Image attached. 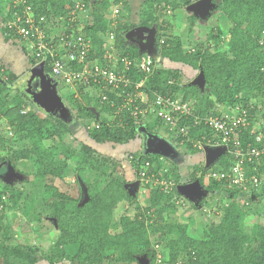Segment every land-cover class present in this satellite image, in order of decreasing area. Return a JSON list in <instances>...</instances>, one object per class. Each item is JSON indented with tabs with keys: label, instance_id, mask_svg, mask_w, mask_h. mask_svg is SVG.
Masks as SVG:
<instances>
[{
	"label": "trees",
	"instance_id": "obj_1",
	"mask_svg": "<svg viewBox=\"0 0 264 264\" xmlns=\"http://www.w3.org/2000/svg\"><path fill=\"white\" fill-rule=\"evenodd\" d=\"M118 1L121 0H85L86 6L89 7L90 19L84 33L91 39L93 46L88 53V59H97L102 67H110V63L104 57L103 38L100 34L108 35L111 31L114 32L115 47L120 50L119 56L136 59L143 50L136 39L129 45L126 43L127 34L137 26L120 17L122 7L127 11L132 8L128 0H122L121 9L118 7L117 23L111 25L112 18L108 12ZM190 2L192 1L144 0L146 9L141 11L140 24L144 29L155 24L157 53L174 65L171 68L154 66L143 86L149 101L147 104L154 100V93H158L180 97L182 100H193L196 112L201 115L219 114L215 104L224 109L240 105L248 109L251 119L248 129L240 134V140L244 145L247 142L256 145L254 135L250 133L251 126L259 123L258 130L264 135V0H212L215 6L205 19L190 12L185 29L187 34L197 31L192 48L184 46L181 36L162 33L169 28L162 20L166 10L168 11L167 7L173 9L174 16L177 11H182L184 4ZM8 3L0 2V11L5 9ZM26 3L32 6L36 13H46L48 16L52 13L57 16L69 14L73 6L72 0H26ZM17 9H20V6ZM216 12L222 13L231 23L228 39L219 29L208 30L206 22L214 20ZM5 19L2 17L0 28L3 41L16 45L18 43L5 34ZM19 48L27 54L24 46L20 45ZM27 58L37 64L36 66L41 65V74L52 75L49 58L36 59L30 54ZM180 64L200 72V79L194 78L191 83L181 84V68L175 66ZM69 66L78 70L82 68V64L78 63H69ZM118 66L121 67L122 63L119 62ZM14 70L6 68L3 63L0 65V115L7 120L9 130L15 133L17 138L24 137L29 143L21 149L13 147L6 156H0V160H8L11 164L18 160L32 162L33 179L29 181L32 196L29 191L25 193L22 189L3 183V189H0V203L4 205L5 201L2 200L1 194H7V200L15 206L20 200L26 201L21 207L25 216L40 220L44 215L54 220L59 235L53 242L51 253L45 256L49 264L59 260H68L71 264H143L144 260V264H154L155 244L160 245L165 264H264V221L255 222L249 227L245 225L251 205L264 201V155L256 166L245 163L247 175L257 174L263 178L260 188L252 190L249 197L224 180L217 181L212 178L203 183L209 170L229 169L233 159L227 152L219 151L215 165L202 168L199 177H196L197 173L191 176L190 183L198 184L201 190L212 195L210 198L222 197L223 202L217 207V212L213 213L217 214V219L202 224L199 233L191 234L190 221L182 222L177 215L180 207L175 204V199L179 197L178 185L182 179L179 174L173 175L171 170L165 173L166 177L170 174L176 183L171 192H164L158 186L145 185L149 188V201L146 205H140L137 202L138 172L144 161L148 160L152 166L155 165L152 170L157 173L161 167L159 156H151L148 152L133 155L131 161L134 175L129 179L126 171H118L119 161L100 155L87 143H82L80 149L74 152L70 145L64 143V136L68 132L66 123L60 120L50 122L39 117L34 110H24V107H30L28 98L31 97L25 90H21V87L30 83L32 87L35 85L38 90L42 89V79L26 81ZM127 72L132 81H139L144 75L134 65ZM56 81L65 86L59 80ZM14 87L16 92L7 99L6 91ZM93 87L98 93H105L108 100H102L100 95L91 93L83 84L76 85L75 88L79 90L77 93H71L77 116L86 117L88 120L95 119L93 122L99 125L90 126L88 131V136L93 142L121 145L137 139L140 130H143L142 126L146 125L148 132L156 124L161 126L153 115L141 118V121H145L137 124L130 114L132 103H124L126 97L120 93L121 89L115 92L107 87L99 89L102 87L99 84H94ZM132 87L130 84L127 90ZM92 108L109 117L96 118ZM203 130L206 128H192L190 137L198 139ZM151 140L149 137L148 141ZM0 141L10 143L5 137H0ZM12 141L14 144L15 140ZM47 141H51L50 146L44 143ZM183 143L187 144L189 149L200 152L194 149L190 142ZM59 147L63 154L70 157L56 158L54 150ZM4 149L7 150L6 147ZM71 154L76 157V164L72 168L74 176L84 185L86 191V199L81 204L48 181V178H65ZM90 173L93 174L92 177L89 176ZM38 184L42 189V192H38L43 194L47 208L35 204L40 193L36 194L34 190L37 187L32 189V185ZM246 200L248 204L245 203ZM121 202L128 205L135 203L136 207L132 214L125 212L120 215L114 224V209ZM194 206L191 205L193 210L197 208ZM181 207L186 209L187 203ZM203 207L205 206L200 207V210L206 216ZM46 209L50 210L48 214L45 213ZM189 216L191 220L194 218L192 214ZM113 226L116 228L112 229ZM10 237L7 226L1 224L2 264H37V247L14 239L13 241Z\"/></svg>",
	"mask_w": 264,
	"mask_h": 264
},
{
	"label": "rangeland",
	"instance_id": "obj_2",
	"mask_svg": "<svg viewBox=\"0 0 264 264\" xmlns=\"http://www.w3.org/2000/svg\"><path fill=\"white\" fill-rule=\"evenodd\" d=\"M5 1L8 0H0L1 3ZM128 1L130 3V7L132 8L127 11V9L122 7V13L120 17L126 19L128 23H134L137 26L134 27L133 31H131V35L127 34L128 37L126 36L125 38L127 45L132 43V41L136 37V34L140 36L142 35L139 38L140 44L143 47L145 46V49H143L141 53L149 52L150 54H152L154 56L156 67H173V64L169 63L167 60L162 59L157 53L158 48L155 45L157 42V37L155 35V24H152L151 27L147 29H144L145 27L140 24V21L142 19L141 11L146 9L144 0ZM177 1L181 2L182 0ZM191 1L192 2L188 4H184L182 6L183 8H181L182 11H177L174 16L172 14L173 9H171V7L169 6L167 7L169 12L166 10L165 14L162 17V20L167 23L166 25H168L169 28L165 31L163 30L162 33L179 35L181 36L184 46H189L192 48L194 47L193 45L195 44L197 38V31H194L191 34L186 33L185 27L187 25V16L190 12H193L201 16V18L205 19L210 14V11L215 6V4L212 3V0ZM193 1L195 3H193ZM121 4H123L122 0L113 4L109 11H112L113 7H119V9H121ZM4 13V9L0 11V28ZM206 23L208 30L213 28L219 29L221 30L222 35L228 39V31L231 27V23L222 13H214V20L207 21ZM135 30L137 31V33H135ZM205 31H207V29H205ZM11 42L12 41H10V43ZM19 46L20 43L14 45L9 44V41H3V35L0 32V65L1 63H3L6 68L15 69L14 71L19 76L22 75L25 80L29 79L30 81H38L40 80V78L42 79L41 81L43 88L39 90L35 87L34 84V86L32 87L30 83L24 85L25 87H21L22 85H18L19 87H21V90H25V92H27L31 97L28 98L30 107H24V110H34L39 117L48 119L50 122H57V120L63 121L68 126V132L64 136V143L70 145L72 149H74V152L80 149L82 143H87L88 145L93 146L100 155L108 156L114 160L119 161L120 167H118V171L120 173L126 171L127 177L129 179L134 175L131 161L133 155L137 153L139 154L143 148V145L148 144V142L145 140L151 137L152 140L149 143L151 148L149 150L150 152L148 153H150L151 156L162 157L167 165V169L169 171L171 170L170 172L173 173V175L179 174L182 177L180 184L178 185V195L181 196V198L187 203V208L184 209L183 207H180L178 209L179 212L177 213V215L179 217V220L182 222H187V220L190 221V232L191 234H195L199 233V229L202 224H208L211 221H215L217 219V214L213 213H216L217 207L223 204L222 198L218 196H213L214 198H210L212 196L210 193H205L204 190L200 189L201 187L198 184L190 183V179L191 176L195 173H197L196 177H199L202 168H209L210 165H215V160L219 154V150L212 149V151L208 155V159L206 152H197L189 149L187 144L181 143L174 137L167 134L159 124H156L155 127L152 128L153 130L151 129L150 132H148V130L146 129V125L145 127L142 126L143 130H140L141 134H139V137L129 143L119 145L111 143L97 144L93 142L88 136V131L95 119L93 118L94 120H88L86 117L79 118L77 116L76 108L73 105V101L71 100V93H77L79 91L78 88H68L66 86L60 85L56 81V79L49 73H42V75L39 72L41 68L37 69V64H33L28 60L27 57L30 52H27V54L25 55V53L21 48H19ZM119 51L120 50H115L114 53L117 54L119 53ZM175 66H179L181 68V84L191 83L194 78H197L199 76L201 77L200 72L193 70L188 66H183L181 64ZM16 87L6 91L7 99L11 98V96L14 95L17 90ZM90 92L95 93L92 90H90ZM33 95H36L37 97H33ZM213 98L214 96H212V99ZM214 106L215 109L223 110L222 107L220 108L216 104ZM94 114L96 118H98L99 116H105L104 113H98L96 109H94ZM105 117L109 116L107 115ZM146 135H148L149 137H145ZM0 137H5L10 141L9 144L7 142L2 143L0 141V156H6L13 147L21 149L29 143L28 139L24 137L17 138L16 134L9 130L7 120L1 117V115ZM153 139H155V142ZM12 140H15L14 144H12L14 142ZM44 143L48 146L51 145V141H47ZM5 147L7 148V150L4 149ZM60 148L61 147L54 150V155L56 158L60 159L63 157H70L63 154L60 151ZM75 159L76 157H73V155L71 154V158L68 160L69 166L65 178H63L62 180L56 178L49 180L48 178V181L56 185L59 191L69 195L72 199H77L78 204H81L86 199V191L84 185L76 180L72 171V168L76 164ZM33 171L34 167L30 160H18L14 164H11L8 160H0V189L2 188L3 183H5L13 186V188L16 187L19 190L22 189L25 193H28L31 186L29 181L33 179ZM89 176L92 177L93 174L90 173ZM207 182L208 179L204 177L203 183ZM187 185H191V188H188V190L185 189ZM34 187H37V189L34 190L36 194L38 190H42L39 184L32 185V189ZM145 188L146 189L140 190V184H138L137 190L139 191V195L137 198V202L140 205H146L147 203V196L145 195L148 194L147 191L149 192V188ZM29 194L30 196H32V191H29ZM4 195L6 196V199L5 201H3L4 205L1 204L0 207V225L5 224L7 226V229L11 235V240L14 239L19 241L20 243H26L37 247L39 251L36 254L38 260L37 264H49L45 256L51 253L53 242L59 235L54 220L48 216L45 217L44 215L40 220H37L34 217H27L23 214V208H21L26 201L20 200L18 205L15 206L7 200V194ZM36 198H38V201H36L35 204H41L43 208H47L43 201V194H38ZM191 205H193V207H195L194 205H196L197 208H194L193 210ZM202 206H207L209 208V212L205 213L206 216H204L203 212H201L200 210V207ZM135 207V203L127 205V207L122 203L118 204L114 209V224L117 223V219L121 214L125 212L128 214H132L135 210ZM181 211H183L182 214ZM49 212V209L45 210L46 214H48ZM191 214L194 217L192 220L189 219V215ZM263 220L264 201L260 202L259 204L258 202H256L251 205L248 210L247 216L245 218V225L249 227L253 223ZM114 228H116V226H113L112 229ZM142 262L144 264V260H142ZM0 264H2L1 259ZM54 264H71V262H69L68 260H59L55 261Z\"/></svg>",
	"mask_w": 264,
	"mask_h": 264
},
{
	"label": "built area",
	"instance_id": "obj_3",
	"mask_svg": "<svg viewBox=\"0 0 264 264\" xmlns=\"http://www.w3.org/2000/svg\"><path fill=\"white\" fill-rule=\"evenodd\" d=\"M7 2L8 8L4 9L3 15L6 18L5 34L24 46L33 58H49L51 74L56 80L68 88L83 84L87 89L94 91L93 94L100 95L102 100H108V96L105 93H98L93 87L94 84L102 85L99 89L107 87L115 92L121 89L120 93L126 97L124 103H132L130 114L136 119L137 124L145 121H141V118L153 115L164 131L181 143L190 142L194 149L202 152L216 149L231 155L233 162L229 169L209 170L205 175L208 180L213 178L217 181H227L247 197L252 194V190L260 188L263 178L257 174L247 175L245 163L255 166L259 164L260 157L264 155V135L258 130L259 123H255L251 126L250 133L254 135L256 145L252 142L244 145L241 142L240 134L248 129L251 123L247 108L237 105L233 108L219 109V114L201 115L196 112L193 100H182L180 97L158 93H154V100L147 104L149 101L143 86L155 66L153 55L142 52L138 58L129 59L127 56H119V53L115 54V34L111 31L108 35L100 34L103 38L104 57L110 63V67H102L97 59H88V53L93 46L91 39L84 33L90 19L89 7L86 6L85 0H72L73 6L69 14L59 16L54 13L49 16L46 13H36L26 0ZM18 6L20 9H17ZM118 12V7H113L112 11L108 12L112 18V26L117 23ZM119 62L122 63L121 67L118 66ZM69 63L82 64V68L75 69L70 67ZM132 65L144 74L139 81H132L127 72ZM130 84L133 87L127 90ZM92 126L99 125L92 122ZM200 127L206 130L202 131L198 139H192L191 129ZM158 161L161 162V167L157 173L152 170L155 165L152 166L148 160L144 161L138 172L137 182L141 188L149 184L158 186L164 192H171L176 183L170 174L165 176L168 169L162 157H158ZM1 196L2 200L6 199L5 195ZM245 203L248 204V201ZM175 204L181 207L185 205V201L177 196ZM203 211L209 212V208L203 207ZM153 246L156 251L154 264H165L160 245Z\"/></svg>",
	"mask_w": 264,
	"mask_h": 264
},
{
	"label": "crops",
	"instance_id": "obj_4",
	"mask_svg": "<svg viewBox=\"0 0 264 264\" xmlns=\"http://www.w3.org/2000/svg\"><path fill=\"white\" fill-rule=\"evenodd\" d=\"M142 36V35H141ZM140 35L139 36H136V39H139L140 37H141ZM142 47V46H141ZM145 47V46H144ZM144 47H142V49H145ZM139 134H140V132H139ZM145 137H147V136H145ZM150 139H151V137H150ZM154 140V142H155V139H153ZM145 141H147L148 142V144L146 145V144H144L143 145V148H142V150H141V152H145V153H147V152H150L149 150H150V148H151V146L149 145V141H148V139H146ZM142 189H145V188H141L140 187V190H142ZM137 193H139V191L137 190ZM147 195H145V196H147V198H146V202H148L149 200V198H148V196H149V192L147 191ZM206 193V192H205ZM139 195V194H138ZM138 197V196H137ZM222 198V197H221ZM123 205H126V207H127V203H125V202H121ZM121 203H119V204H121ZM205 207H207V206H205ZM208 208V207H207ZM183 213V211H181V214ZM122 215V214H121ZM264 221V220H263ZM263 221H261V222H263Z\"/></svg>",
	"mask_w": 264,
	"mask_h": 264
},
{
	"label": "water",
	"instance_id": "obj_5",
	"mask_svg": "<svg viewBox=\"0 0 264 264\" xmlns=\"http://www.w3.org/2000/svg\"><path fill=\"white\" fill-rule=\"evenodd\" d=\"M134 39H136V37H135ZM136 40H137V42L140 44V39H136ZM140 46H141V44H140ZM142 47H143V46H142ZM40 67H41V65L37 66V69H39ZM198 79H200V76L196 78V80H198ZM211 151H212V150H210V149H207V150L205 151V152H206V155H207V158H208V155H209V153H210ZM188 188H191V185H187V186L185 187L186 190H188Z\"/></svg>",
	"mask_w": 264,
	"mask_h": 264
}]
</instances>
